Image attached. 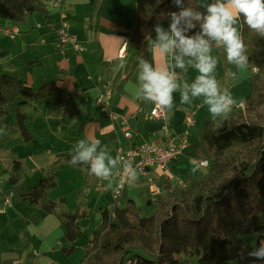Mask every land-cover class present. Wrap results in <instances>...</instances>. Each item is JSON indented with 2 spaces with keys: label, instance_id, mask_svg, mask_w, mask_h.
Returning <instances> with one entry per match:
<instances>
[{
  "label": "crops",
  "instance_id": "crops-1",
  "mask_svg": "<svg viewBox=\"0 0 264 264\" xmlns=\"http://www.w3.org/2000/svg\"><path fill=\"white\" fill-rule=\"evenodd\" d=\"M197 1L202 7L212 2ZM42 2L50 12L53 22L50 26L38 13L28 16L24 23L0 20V30L15 28L19 31L15 38L0 32V76L19 72L22 80L35 90L52 83L72 94L74 99L64 116L51 112L52 99L23 106L15 103L14 112L0 128V174L5 179L0 190V264H80L83 260L93 231L102 222V212L114 207V198L108 183L100 189L85 166L73 165L65 158L73 153L79 140H99L115 157L119 150L126 152L130 147L126 131H131L134 144L163 143L164 124L174 133L189 131L188 149L172 164L170 172L161 174L154 169L147 179L130 182L122 201L124 206L128 200H134L130 187L139 191L145 189L147 180L160 179L165 187L174 184L168 179L170 176L186 180L189 176L204 175L206 169L193 163L207 155L202 144L204 125L207 122L219 125L224 121L213 120L200 100L191 106L181 104L179 92L174 93L175 106L165 111V120H154L151 113L155 105L138 98V66L128 77H123H127L125 81L115 80L137 57L135 50L127 48V42L136 21L138 0H64L60 9L53 6V0ZM61 20L68 23L71 35L83 47L82 52H75L71 46L64 54L58 51L56 28ZM169 24L170 17L160 22L165 29ZM237 27L241 34V20ZM155 38L156 35L150 40V61L154 67H166L170 58L153 51L151 45ZM212 55L218 59L217 80L238 102L233 108L242 107L251 92L254 70H242L236 80L226 78V72L236 71L235 67L228 64L223 48L214 47ZM176 71L179 79L188 83L198 75L191 67L184 72ZM105 85L112 87L108 112L98 106ZM17 110L26 116L27 129L32 136L29 142L17 124ZM189 117L193 119L191 126L187 123ZM13 159L22 164V180L18 185H11L6 174ZM193 168L197 170L193 172ZM48 177H53L55 185L47 196L61 210L74 212L80 208L89 214L80 221L83 235L75 242V251L70 256L64 253L70 245L59 219L19 198L20 191L30 190ZM138 208L142 214L147 213L142 207ZM147 215L149 213L143 214ZM85 234L87 237L83 239Z\"/></svg>",
  "mask_w": 264,
  "mask_h": 264
},
{
  "label": "trees",
  "instance_id": "trees-1",
  "mask_svg": "<svg viewBox=\"0 0 264 264\" xmlns=\"http://www.w3.org/2000/svg\"><path fill=\"white\" fill-rule=\"evenodd\" d=\"M184 2L206 12L197 0ZM179 10L173 0H138L136 21L127 42L137 57L116 76L117 82L125 81L141 59L151 63L149 45L156 35L155 26ZM36 13L42 14L49 26L53 24L42 0H0V20L24 23ZM240 20L249 57L247 69L257 72L244 105L233 108L219 125H204L202 144L207 155L202 158L208 162L206 173L189 176L185 188L170 183L156 198L149 196L147 207L156 205L150 215L143 216L131 199L124 206L104 210L80 264H190L185 257L196 258L195 264H264L247 256L264 240V225L259 223L264 214V37L250 30L242 17ZM48 99L53 100L51 112L64 116L74 96L52 83L35 90L19 72L0 76V128L14 112L13 104L23 106ZM15 112L24 139L31 141L26 116ZM72 154L65 158L71 161ZM21 169L22 164L13 159L6 172L11 185L22 180ZM54 185L53 177L45 178L32 189L20 191L19 198L59 219L70 245L64 253L70 256L82 237L80 221L89 214L80 208L61 210L47 196ZM255 235L260 238L255 246L241 239Z\"/></svg>",
  "mask_w": 264,
  "mask_h": 264
},
{
  "label": "clouds",
  "instance_id": "clouds-1",
  "mask_svg": "<svg viewBox=\"0 0 264 264\" xmlns=\"http://www.w3.org/2000/svg\"><path fill=\"white\" fill-rule=\"evenodd\" d=\"M173 4L180 10L168 14V29L160 24L155 26L156 38L151 45L154 52L170 58V62L166 67H154L147 60L139 61L138 98L162 111H171L175 106L174 93L179 92L181 104L191 106L200 100L213 120L227 119L238 102L217 80L218 59L212 55V49L223 48L228 64L236 69L226 72V78L236 80L249 66L238 22L242 17L250 30L264 37V0H212L206 5V12L185 6L184 0H173ZM197 28L198 31L189 35ZM189 67L198 73L191 83L179 79L176 71L184 72ZM71 163L85 166L90 175L108 181L107 186L114 193H118L124 183L122 179L120 185L113 187L115 176H127L129 182L138 179L130 158L114 157L108 146H102L96 139L79 140L73 149ZM196 170L193 168V172ZM247 256L264 262V242L247 252Z\"/></svg>",
  "mask_w": 264,
  "mask_h": 264
},
{
  "label": "built area",
  "instance_id": "built-area-1",
  "mask_svg": "<svg viewBox=\"0 0 264 264\" xmlns=\"http://www.w3.org/2000/svg\"><path fill=\"white\" fill-rule=\"evenodd\" d=\"M64 0H53V6L57 9H60L62 7ZM0 32L3 35L9 36L11 38H15L19 31L15 28L5 29L2 28ZM56 47L59 52L64 54L69 46L72 47V49L75 52H82L83 47L79 43V41L71 35L69 31V25L66 21L61 20L60 24L58 25L57 32H56ZM257 72V69H254V73ZM104 93L101 94L99 100H98V106L104 111L108 112L110 111L111 104H112V87L111 85H105L104 86ZM109 115L111 118L115 119V115L111 112H109ZM151 117L154 120L158 121H164L166 118L165 111H162L158 109L156 106L154 110L151 113ZM187 123L189 126L193 124V119L189 117L187 119ZM162 133L164 142L163 143H140V144H134L132 141V133L131 131L125 132V137L128 140L129 148L126 152H123L122 150H119L117 152V155H120L125 158H130L133 162V167L136 169L138 176L144 177L147 176V174L150 173L152 170H158L161 172V174H168L170 172L171 166L173 163L178 161L184 154L185 151L188 149V140L187 136L189 135V131H185L182 134L174 133L171 128L164 124L162 126ZM195 165H199L201 167H206L208 165V162L206 160H199L195 159L193 162ZM122 172L123 170L120 169ZM94 176V175H93ZM95 177V176H94ZM97 184L100 189H102L105 185V183H108V181H102L98 178H96ZM124 180L123 185L120 187V190L118 193L113 194L114 198V206H122V201L124 198L125 190L127 186L129 185V181L127 179V176H120L117 175L114 177V187L120 185V181ZM168 179H171L174 181V183L182 188H185L187 185L186 180L181 179L179 177H169ZM5 179L0 174V190L2 188V185L4 184ZM152 195H160L161 193L159 191H153Z\"/></svg>",
  "mask_w": 264,
  "mask_h": 264
},
{
  "label": "rangeland",
  "instance_id": "rangeland-1",
  "mask_svg": "<svg viewBox=\"0 0 264 264\" xmlns=\"http://www.w3.org/2000/svg\"><path fill=\"white\" fill-rule=\"evenodd\" d=\"M149 174H147V176H145V177H138L137 180L143 181L144 179L148 178ZM137 180L135 182H131V184L136 183ZM159 180L158 181H154L153 179L147 180V185H146L145 189L142 188V190H140V191L130 187V190L132 191V192H129L130 194H132L131 198L136 201L138 207H142L145 211H147V213L144 212L143 214H148L149 213V215H150L153 212V210L155 209V207H156L155 205H153L152 207H147L146 202H147V198L149 196H151L153 199L156 198V195H152V193H151L152 190L153 191H159L160 193L162 192L163 184ZM174 185H176V184H174ZM129 196L130 195H128L127 197L129 198ZM125 197H126V195L124 196V200H125ZM259 223L261 225H264V214L260 217ZM84 229H85V227H84ZM82 235H83V227H82ZM84 237H87V234H85L83 236V239H84ZM241 239L243 240L244 243L250 244L252 246H255L260 240L258 235H255V236H242ZM261 242H264V240L262 239ZM185 260L188 263H190V264H195L196 261H197L196 258H192V257H185ZM226 264H237V262H231V263H226Z\"/></svg>",
  "mask_w": 264,
  "mask_h": 264
}]
</instances>
